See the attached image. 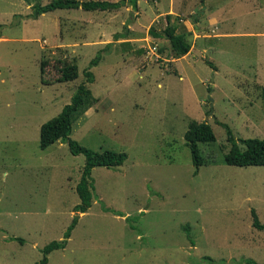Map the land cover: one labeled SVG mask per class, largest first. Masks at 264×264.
Returning <instances> with one entry per match:
<instances>
[{
  "label": "rangeland",
  "instance_id": "374dc122",
  "mask_svg": "<svg viewBox=\"0 0 264 264\" xmlns=\"http://www.w3.org/2000/svg\"><path fill=\"white\" fill-rule=\"evenodd\" d=\"M51 1L0 0V264H41L77 214L46 264H264L252 214L264 223V165L224 158L227 126L242 150L241 139L264 138V0H139L138 9L31 16L34 3ZM168 24L188 36V54L175 56ZM60 61L79 76L57 80ZM82 82L96 100L71 137L128 158L93 169V204L77 213L86 157L62 141L43 149L40 132ZM194 120L216 134L200 143L210 163L198 173L185 140Z\"/></svg>",
  "mask_w": 264,
  "mask_h": 264
},
{
  "label": "trees",
  "instance_id": "16d2710c",
  "mask_svg": "<svg viewBox=\"0 0 264 264\" xmlns=\"http://www.w3.org/2000/svg\"><path fill=\"white\" fill-rule=\"evenodd\" d=\"M125 6H133L135 9L139 8V0H52L47 4L40 2L32 5L31 16L33 18H39L43 13L51 12L56 9H75L82 8L87 11H105L110 9H120ZM170 15H168L169 17ZM129 33V28H125V33H116L115 39L124 37ZM165 33L171 42L172 49L176 57H182L189 53L192 47V43L185 34L177 33L176 27L172 24H168L165 28ZM156 34V33H154ZM112 43H109L105 50L110 48ZM104 50L95 56L89 67L85 71L87 76V82H94L95 74L91 68L97 65L102 59ZM58 66L61 72L59 81H71L79 76V69L76 63L63 64ZM210 63V62H209ZM211 64V63H210ZM47 62L42 63V74L45 73ZM45 82H48L45 80ZM95 98L91 93L86 82H82L75 94L72 97V101L64 106L62 111L54 118L45 122L41 127L40 142L41 147L46 149L55 142L62 141L69 145V149L74 155L83 154L86 157V163L84 165L80 181L77 184L76 191L80 197V203H78L74 210L79 213L87 212L93 204L94 199V179L92 171L97 166H104L108 168H114L122 165L128 158V154L122 150L105 149L102 151H96L81 145L77 140L71 137L73 132V123L77 117L85 112L86 109L91 107L95 102ZM228 140L232 143L230 151L225 154V162L230 165L237 166H263L264 165V138H246L241 139L245 145V149L242 150L234 136L232 129L227 126ZM186 145L189 147L192 155L193 164L196 166V173L199 172V168L203 164L210 163L201 153L200 143H212L216 141V134L212 125L206 121L198 122L192 121L188 130L185 133ZM253 214V226L259 230L264 231V223L260 220L256 209H252ZM79 215L77 214L72 223L69 225L65 232V237L62 240H54L47 244L43 248L44 258L39 261L41 264L48 262V254L57 249H63L67 246L69 238L72 235V231L78 224ZM206 260L213 262V258L206 256ZM245 263H254L251 259H245Z\"/></svg>",
  "mask_w": 264,
  "mask_h": 264
}]
</instances>
